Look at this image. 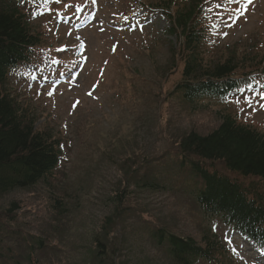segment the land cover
Returning a JSON list of instances; mask_svg holds the SVG:
<instances>
[{
  "label": "rangeland",
  "instance_id": "obj_1",
  "mask_svg": "<svg viewBox=\"0 0 264 264\" xmlns=\"http://www.w3.org/2000/svg\"><path fill=\"white\" fill-rule=\"evenodd\" d=\"M164 1L36 0L24 7L44 40V55L33 68L9 76L10 91L28 106L37 127L58 137L63 152L50 188L37 185L35 191L0 197V203L16 199L22 205V229L48 231L52 248L39 253L35 264H170L147 241L144 227L164 225L199 239V222L224 239L220 264H264V250L216 217H204L187 193L185 169L176 176L165 172L176 169V135L207 134L219 124L220 111L264 132V77L261 86L253 83L224 101H207L195 112L176 104L169 91L182 63L169 53L176 40L165 34L168 22L158 9ZM171 1L174 12L185 0ZM203 5L204 62L235 53L238 61L252 60L248 63L263 73L264 0H203ZM151 154L152 173L170 183L166 191L135 189L130 178L125 187L130 196L121 209L108 207V194L122 189L125 174L135 166L128 159ZM211 165L223 171L220 162ZM239 180L252 183L250 177ZM51 193L66 196L67 212L56 220L47 210ZM95 238L106 251L102 262Z\"/></svg>",
  "mask_w": 264,
  "mask_h": 264
},
{
  "label": "trees",
  "instance_id": "obj_2",
  "mask_svg": "<svg viewBox=\"0 0 264 264\" xmlns=\"http://www.w3.org/2000/svg\"><path fill=\"white\" fill-rule=\"evenodd\" d=\"M201 1L182 3L174 12L170 11L171 0L158 7L169 23L165 33L181 40L176 52L169 51L182 63L180 78L169 94L189 112L200 109L204 97L223 95V89L235 86L233 79L246 78L258 68L248 63L252 60L238 61L235 53L212 64L204 62L206 36L196 23ZM24 3L25 0H0V197L35 191L37 185L50 188L63 155L58 137L48 128L37 127L28 106L19 103L10 91L9 76L24 66H34L44 55V40L31 26V14ZM247 66L253 69L244 73ZM218 121L207 134L190 131L176 135L173 143L178 157L172 160L176 169L165 172L176 176L185 169L189 176L184 180L187 193L204 217L208 221L216 217L220 224L239 231L264 249V132L238 123L229 114H221ZM128 160L130 167L135 166L125 174L122 189L106 198L107 206L114 211L120 210L130 196L131 191L125 189L130 178L135 189L147 192H164L170 184L166 177L152 173L154 155H137ZM213 162H220L224 172L210 166ZM239 177H250L252 183L244 184ZM65 197L47 194V210L55 220L67 212ZM21 210L16 199L0 203V264H35L39 253L52 248L48 245V231L31 233L22 229ZM197 227L199 239L153 223H148L144 231L147 241L170 264H220L226 252L222 236L200 222ZM94 240L96 257L102 262L106 259L104 245L98 238Z\"/></svg>",
  "mask_w": 264,
  "mask_h": 264
},
{
  "label": "snow or ice",
  "instance_id": "obj_3",
  "mask_svg": "<svg viewBox=\"0 0 264 264\" xmlns=\"http://www.w3.org/2000/svg\"><path fill=\"white\" fill-rule=\"evenodd\" d=\"M248 2L249 3H251V0H248ZM217 7H219V5H217ZM89 95H92V93H89ZM79 102L77 101V104H78ZM233 251H235V249H233ZM238 254V253H237Z\"/></svg>",
  "mask_w": 264,
  "mask_h": 264
}]
</instances>
